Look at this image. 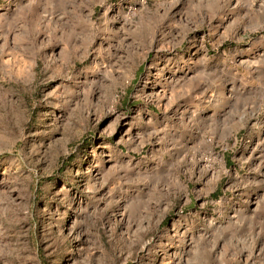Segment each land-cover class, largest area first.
<instances>
[{
	"label": "rangeland",
	"instance_id": "rangeland-1",
	"mask_svg": "<svg viewBox=\"0 0 264 264\" xmlns=\"http://www.w3.org/2000/svg\"><path fill=\"white\" fill-rule=\"evenodd\" d=\"M0 264H264V0H0Z\"/></svg>",
	"mask_w": 264,
	"mask_h": 264
}]
</instances>
